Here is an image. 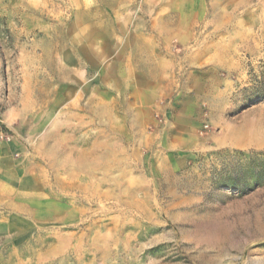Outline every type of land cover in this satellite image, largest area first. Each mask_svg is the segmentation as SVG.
<instances>
[{
	"label": "rangeland",
	"instance_id": "374dc122",
	"mask_svg": "<svg viewBox=\"0 0 264 264\" xmlns=\"http://www.w3.org/2000/svg\"><path fill=\"white\" fill-rule=\"evenodd\" d=\"M0 264H264V0H0Z\"/></svg>",
	"mask_w": 264,
	"mask_h": 264
}]
</instances>
